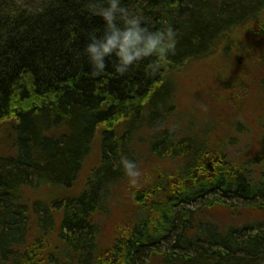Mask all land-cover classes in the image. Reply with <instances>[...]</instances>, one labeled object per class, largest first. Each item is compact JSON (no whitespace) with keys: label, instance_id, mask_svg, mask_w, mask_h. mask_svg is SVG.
Returning a JSON list of instances; mask_svg holds the SVG:
<instances>
[{"label":"trees","instance_id":"trees-1","mask_svg":"<svg viewBox=\"0 0 264 264\" xmlns=\"http://www.w3.org/2000/svg\"><path fill=\"white\" fill-rule=\"evenodd\" d=\"M125 4L150 26L166 19L177 33L156 74L147 69L151 58L125 75L111 61L92 74L78 53L87 34L103 28L93 0H0V264H264V151L252 180L248 165L205 145L192 150L167 123L186 67L217 56L241 63L244 54L264 63V0ZM144 154L178 167L127 188L132 224L104 244L99 220L129 178L120 158L140 167ZM217 202L254 223L219 234L202 220Z\"/></svg>","mask_w":264,"mask_h":264},{"label":"rangeland","instance_id":"rangeland-1","mask_svg":"<svg viewBox=\"0 0 264 264\" xmlns=\"http://www.w3.org/2000/svg\"><path fill=\"white\" fill-rule=\"evenodd\" d=\"M237 39H240L239 36ZM241 39L249 47L246 50L253 51L256 48L246 34L241 35ZM260 55L264 56V53ZM219 57L211 62L195 66L192 64L180 73L177 79L175 111L167 118L168 129L174 130L179 141L192 144V150L196 151L205 145L211 153H222L225 159L234 164L240 162L248 165L247 169L253 170L254 180L258 175L255 163L262 158L264 151V90L262 91L260 84L264 80V63L245 54L241 63L237 55H232L229 59ZM233 78H238V83L232 84ZM144 155L147 165L141 163L139 167L142 172L139 182L144 181L147 173H152V177L160 181L159 168L174 170L178 167L177 162H161L160 158ZM96 162L94 154L88 161V166L92 167ZM208 162L213 168L211 159ZM131 184L128 178L123 185L115 187L116 201L111 214L106 220H99L103 227L100 242L104 244L115 238L119 230L132 224L135 208L131 201L126 204L127 188ZM134 185L132 184L133 188L137 187ZM212 199L213 197L206 198L207 202L204 203H212ZM199 203L187 209L193 211ZM211 207L208 213H203L204 219H201L215 226L221 235L231 229L254 223L241 217V214L234 215L233 211L238 212V208L231 210L225 203L217 202Z\"/></svg>","mask_w":264,"mask_h":264},{"label":"clouds","instance_id":"clouds-1","mask_svg":"<svg viewBox=\"0 0 264 264\" xmlns=\"http://www.w3.org/2000/svg\"><path fill=\"white\" fill-rule=\"evenodd\" d=\"M94 14L103 21L102 29H92L78 55L87 58L93 75H101L111 67L114 73L127 74L146 59L150 74L166 67L176 50L178 36L168 20L152 27L140 11L130 10L125 0H93ZM130 183L137 184L142 172L133 159L123 155L119 161Z\"/></svg>","mask_w":264,"mask_h":264},{"label":"flooded vegetation","instance_id":"flooded-vegetation-1","mask_svg":"<svg viewBox=\"0 0 264 264\" xmlns=\"http://www.w3.org/2000/svg\"><path fill=\"white\" fill-rule=\"evenodd\" d=\"M209 164L210 163L208 162L207 165H206V168H207L208 172L212 173L214 170H213V168H211V166Z\"/></svg>","mask_w":264,"mask_h":264}]
</instances>
